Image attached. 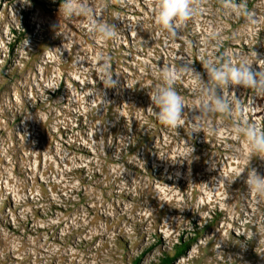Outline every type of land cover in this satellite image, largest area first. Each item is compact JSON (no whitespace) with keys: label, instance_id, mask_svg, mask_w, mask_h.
<instances>
[{"label":"rangeland","instance_id":"rangeland-1","mask_svg":"<svg viewBox=\"0 0 264 264\" xmlns=\"http://www.w3.org/2000/svg\"><path fill=\"white\" fill-rule=\"evenodd\" d=\"M64 5L0 0V264H264V193L247 183L264 154L238 131H264V91L204 67L264 71V0H192L176 36L154 0ZM95 20L115 39L93 35ZM167 68L177 127L151 101ZM210 89L230 110L202 109Z\"/></svg>","mask_w":264,"mask_h":264},{"label":"clouds","instance_id":"clouds-1","mask_svg":"<svg viewBox=\"0 0 264 264\" xmlns=\"http://www.w3.org/2000/svg\"><path fill=\"white\" fill-rule=\"evenodd\" d=\"M191 4L192 0H154V21L172 36H176L180 24L193 17ZM236 7L239 8L240 6L236 5ZM63 11L69 16L74 13L71 0H65ZM247 15L251 21H255L254 12L247 13ZM114 27V25L100 24L98 20H95L90 25L89 30L93 35L98 33L101 39L114 40L116 36ZM28 45L29 41L27 40ZM101 59L103 60L101 71L105 76L103 81L105 87H116L118 80L113 78L110 57H101ZM204 67L210 79L217 85L232 84L264 91V71L254 70L246 60L241 59L235 63L229 60L219 66L209 62L205 63ZM162 77L164 86L157 88L151 95V101L158 109L154 114L162 124L177 127L182 123L184 103L182 97L173 87L176 80V70L174 68L164 69ZM202 109L205 112H223L230 110V106L221 96L212 94L210 89L209 99L202 104ZM149 110L153 111L152 108ZM199 130L198 127L193 129L196 132ZM238 131L243 132L249 152L264 154V131L258 130L255 126H249ZM247 183L254 192L264 193V175L252 171L248 176Z\"/></svg>","mask_w":264,"mask_h":264},{"label":"trees","instance_id":"trees-1","mask_svg":"<svg viewBox=\"0 0 264 264\" xmlns=\"http://www.w3.org/2000/svg\"><path fill=\"white\" fill-rule=\"evenodd\" d=\"M176 258H180V255H179L178 257H175L174 260H175ZM168 260H169V259H164V262H168ZM172 261H173V260H172ZM172 261H171V263H172ZM169 262H170V261H169ZM171 263H168V264H171Z\"/></svg>","mask_w":264,"mask_h":264}]
</instances>
